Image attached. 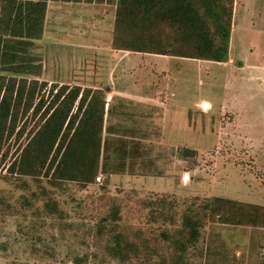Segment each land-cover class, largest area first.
I'll return each mask as SVG.
<instances>
[{
  "label": "rangeland",
  "instance_id": "obj_1",
  "mask_svg": "<svg viewBox=\"0 0 264 264\" xmlns=\"http://www.w3.org/2000/svg\"><path fill=\"white\" fill-rule=\"evenodd\" d=\"M96 1L100 4L46 0L37 39L43 35L46 41L33 42L30 49L40 61L46 60L41 79L77 89L65 124L90 90L71 83L69 56L52 41V27L63 38L62 32L94 25L102 18L109 29L115 0ZM12 11L15 20L31 21L27 14ZM229 58L231 62L224 66L206 61L198 66L189 61L180 79L181 97L175 99L188 108L185 149L195 155L183 160L188 174L181 182L188 186L172 196L211 195L264 206V0H233L225 61ZM76 71L85 69L79 66ZM86 71L84 82L89 85L98 70ZM89 95L82 104L87 105ZM198 100L203 101L195 108L193 102ZM183 119L182 115L185 126ZM15 144L6 143L10 150L0 161V264H73L76 258H86V264L172 263L171 256L178 249L159 235L162 231L172 234L175 227L146 221V204L164 189L122 188L117 180L102 177L84 189L75 184L51 189L45 177L35 182L7 174ZM40 186L45 188V197L40 195ZM48 197L55 201L60 218L45 211ZM111 207L116 208L117 217H109ZM105 216V229L99 230V220ZM118 238L134 244L137 255L119 260L111 251ZM146 247L152 250L147 258ZM181 257L179 264H259L264 259V226L249 229L210 223Z\"/></svg>",
  "mask_w": 264,
  "mask_h": 264
},
{
  "label": "trees",
  "instance_id": "obj_2",
  "mask_svg": "<svg viewBox=\"0 0 264 264\" xmlns=\"http://www.w3.org/2000/svg\"><path fill=\"white\" fill-rule=\"evenodd\" d=\"M45 1L0 0V161L10 150L6 143H16L15 157L6 168L8 175L35 182L45 177L51 189L62 190L64 184L84 189L99 183L103 173L100 148L104 110L82 104L90 93L87 91L65 124L77 89L41 79L43 65L30 53L33 41L42 32ZM232 5L233 0H115L108 47L130 53L224 62ZM12 10L27 14L29 24L22 16L15 20ZM182 153L185 157L195 155L188 149ZM174 194L165 191L146 204L148 223L175 227L172 234L162 231L159 235L178 249L171 256V264L180 263L183 250L192 246L210 223L249 229L264 226L262 205L211 195L177 199ZM40 195L46 196L42 186ZM43 206L48 215L60 218L61 212L51 197ZM110 209L109 217H117L116 208ZM107 218L99 220V230L105 229ZM112 247L121 261L137 255L134 244L120 238ZM150 252L146 247V258ZM73 264H86V258H76ZM259 264H264L263 258Z\"/></svg>",
  "mask_w": 264,
  "mask_h": 264
},
{
  "label": "crops",
  "instance_id": "obj_3",
  "mask_svg": "<svg viewBox=\"0 0 264 264\" xmlns=\"http://www.w3.org/2000/svg\"><path fill=\"white\" fill-rule=\"evenodd\" d=\"M105 23L101 18L94 25L62 32L63 38L54 27L51 31L52 41H57L55 45L69 56L71 83L90 90L87 105L104 110L100 177L117 180L122 188H161L181 194L180 190L188 186L181 182V177L188 174L182 167L186 158L182 152L189 139L188 108H183L185 103L175 97H181L180 79L189 61L198 66L203 61L112 50L108 47L111 25L107 29ZM44 41L42 35L33 42ZM45 61L42 58L43 68ZM229 62L231 58L216 64L224 66ZM247 65L252 67L251 63ZM79 66L85 69L84 74L76 71ZM95 68V79L85 84L86 69ZM199 101L203 100L193 102L195 108Z\"/></svg>",
  "mask_w": 264,
  "mask_h": 264
}]
</instances>
